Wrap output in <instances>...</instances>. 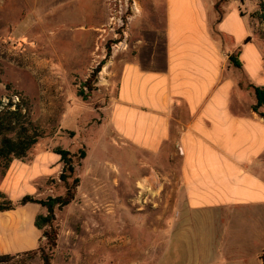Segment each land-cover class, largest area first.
Here are the masks:
<instances>
[{"label":"rangeland","instance_id":"1","mask_svg":"<svg viewBox=\"0 0 264 264\" xmlns=\"http://www.w3.org/2000/svg\"><path fill=\"white\" fill-rule=\"evenodd\" d=\"M261 2L250 0L251 16ZM162 3L0 0V101L8 104L13 99L18 103V93L24 94L30 102L31 119L43 132L23 162L25 170L32 167L31 175L39 171L37 158L43 154L59 156L56 150L60 149L72 154L76 167L69 183L81 180L76 200L56 210L58 242L52 264H198L195 238L178 239L176 235L168 242L167 232L177 224L176 187L162 186V172L147 167L141 153L122 146L108 119L124 65L136 60L144 63L148 53L162 50L165 12L157 9ZM262 14L253 22L256 37L264 40ZM100 65L104 67L93 89H85ZM81 151L86 154L84 159ZM59 158L58 163L49 165L42 179L29 186L33 192L26 196L47 200L66 194V186L60 181L63 164ZM21 166L20 161L9 170L0 165V205L15 196L8 181ZM151 174L157 185L142 182ZM19 208L33 218L32 225L24 230L27 239L20 237L19 231H10V212H0V256L39 247V239L34 246L26 240L33 237V228L39 232L37 216L33 215L41 207L30 204ZM255 217L252 224L243 225L241 219H235L228 226L231 233L227 239L238 251L240 264H258L259 253L264 250V234L259 235L262 225L259 216ZM218 227L220 230L227 225ZM41 246L48 251L45 237ZM20 260L42 264L40 254ZM215 264L232 261L221 258Z\"/></svg>","mask_w":264,"mask_h":264},{"label":"crops","instance_id":"2","mask_svg":"<svg viewBox=\"0 0 264 264\" xmlns=\"http://www.w3.org/2000/svg\"><path fill=\"white\" fill-rule=\"evenodd\" d=\"M162 1L157 8L165 12L162 50L148 53L144 63L124 65L109 123L122 146L162 172V186L176 187L177 224L168 230V242L190 235L198 246V264L221 258L240 264L227 239L232 220L252 224L257 215L259 235L264 234V118L253 110V88H264V40L256 37L253 20L264 10L258 5L251 16L250 0ZM59 157L40 155L39 171L32 175V167L27 171L20 161L23 166L11 173L12 184L8 181L15 194L11 201L32 193L29 186ZM155 180L151 174L142 182L154 186ZM26 213L10 212V231L23 239L33 223ZM43 213L41 207L33 216ZM223 223L227 227L218 230ZM41 238L33 228L25 242L34 246L39 239L40 245Z\"/></svg>","mask_w":264,"mask_h":264},{"label":"trees","instance_id":"3","mask_svg":"<svg viewBox=\"0 0 264 264\" xmlns=\"http://www.w3.org/2000/svg\"><path fill=\"white\" fill-rule=\"evenodd\" d=\"M261 10H264L263 2L260 3ZM261 21H264V16H261ZM231 61L236 65L233 58ZM104 66L100 65L91 79L85 84V89H93L92 86L96 77L102 71ZM238 67V66H236ZM257 98V104L253 110L260 113L264 118V88H253ZM19 102L15 103L10 99L8 104L0 101V165L4 170H9L15 161L25 162L33 150V148L43 138V132L35 125L30 115L29 99L22 93H18ZM84 94H81V96ZM83 159L86 157L84 151L80 152ZM56 154L61 157L63 170L60 175V181L66 186V194L56 198H48L47 200H39L33 196H25L18 203L7 201L5 205H0V212L15 211L19 207H24L30 204L39 205L46 213L40 214L35 220L36 228L41 232L42 238L48 240V251L40 245L37 250L24 252L16 255L0 256V264H25L21 262L22 257L37 256L40 254L42 264H52L54 250L57 247L58 231L55 228L56 210H62L70 206L76 200V190L80 186V178H76L73 184L69 183L75 174L76 167L73 162L72 154L69 151L56 150ZM261 260L264 264V253L261 255Z\"/></svg>","mask_w":264,"mask_h":264}]
</instances>
